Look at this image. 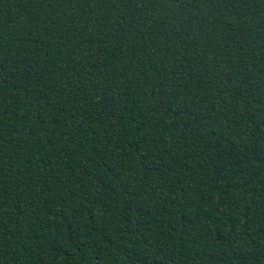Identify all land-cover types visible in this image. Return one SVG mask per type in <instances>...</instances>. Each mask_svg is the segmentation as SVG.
Wrapping results in <instances>:
<instances>
[{
	"label": "trees",
	"instance_id": "trees-1",
	"mask_svg": "<svg viewBox=\"0 0 264 264\" xmlns=\"http://www.w3.org/2000/svg\"><path fill=\"white\" fill-rule=\"evenodd\" d=\"M0 264H264V0H0Z\"/></svg>",
	"mask_w": 264,
	"mask_h": 264
}]
</instances>
